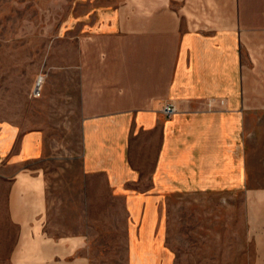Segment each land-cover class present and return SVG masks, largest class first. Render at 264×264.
I'll return each mask as SVG.
<instances>
[{
	"label": "crops",
	"instance_id": "0c3cea01",
	"mask_svg": "<svg viewBox=\"0 0 264 264\" xmlns=\"http://www.w3.org/2000/svg\"><path fill=\"white\" fill-rule=\"evenodd\" d=\"M67 20L29 124L0 123V264H93L111 200L123 264H175L171 198L249 190L264 0H78ZM260 240L237 264H264Z\"/></svg>",
	"mask_w": 264,
	"mask_h": 264
},
{
	"label": "rangeland",
	"instance_id": "374dc122",
	"mask_svg": "<svg viewBox=\"0 0 264 264\" xmlns=\"http://www.w3.org/2000/svg\"><path fill=\"white\" fill-rule=\"evenodd\" d=\"M78 0H0V123H28L40 103L32 91L41 78V57L63 42L72 6ZM43 79V76H42ZM29 124V123H28ZM27 130V127H22ZM248 191L179 194L165 211L168 245L175 264L258 262L264 233V122L247 144ZM50 170H54L52 167ZM52 172V171H51ZM52 181V177H51ZM53 183L51 187H53ZM69 186V185H68ZM67 202L70 191L67 190ZM110 203V234L93 250V264H123L119 238L120 203ZM230 217L232 223L229 224ZM64 234L69 224L59 225ZM258 248V249H257Z\"/></svg>",
	"mask_w": 264,
	"mask_h": 264
},
{
	"label": "built area",
	"instance_id": "2783aa9c",
	"mask_svg": "<svg viewBox=\"0 0 264 264\" xmlns=\"http://www.w3.org/2000/svg\"><path fill=\"white\" fill-rule=\"evenodd\" d=\"M42 76L41 78H38L35 88L32 91L33 97H39L40 96V85L42 84ZM162 113L166 118H171L175 113V108L173 105L169 103H165L162 107Z\"/></svg>",
	"mask_w": 264,
	"mask_h": 264
}]
</instances>
